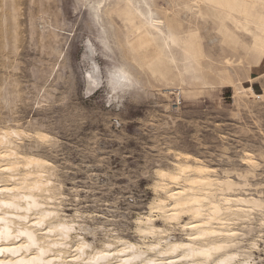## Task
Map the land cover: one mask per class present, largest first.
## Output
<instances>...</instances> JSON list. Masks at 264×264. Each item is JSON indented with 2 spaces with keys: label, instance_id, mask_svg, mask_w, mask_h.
<instances>
[{
  "label": "rangeland",
  "instance_id": "obj_1",
  "mask_svg": "<svg viewBox=\"0 0 264 264\" xmlns=\"http://www.w3.org/2000/svg\"><path fill=\"white\" fill-rule=\"evenodd\" d=\"M263 1L239 12L211 0H0V128L17 132L8 138L19 159L46 161L49 179L42 209L16 221L55 211L36 227L42 242L68 243L51 245L50 256L62 252L53 264L75 261L81 242L89 259L129 242L188 241L191 214L169 225L154 208L163 185H188L160 174L179 163L210 167L214 200L233 206L216 227H234L239 259L264 264ZM27 169L6 171L3 184ZM148 219L168 233L145 239ZM62 221L73 226L66 237L48 232Z\"/></svg>",
  "mask_w": 264,
  "mask_h": 264
},
{
  "label": "bare ground",
  "instance_id": "obj_2",
  "mask_svg": "<svg viewBox=\"0 0 264 264\" xmlns=\"http://www.w3.org/2000/svg\"><path fill=\"white\" fill-rule=\"evenodd\" d=\"M211 1L232 10H239V12L249 4L248 2L246 4L245 0ZM257 26L261 29L262 33L260 32L254 35L255 41L257 47L264 50V24L257 22ZM15 133L17 134L14 130L9 131L0 128V159L3 160L0 163V264H53L55 259L61 257L62 252L50 256L48 253L53 250L51 245L68 243L61 240L46 241L47 239L42 242L41 237L37 234L39 233L37 232V228L39 226L40 229V226L46 223L47 219L49 217L51 218V215L55 211L45 209L41 210L40 213H33L42 209L41 206L43 205L38 199L39 195L37 192L48 191L49 179L44 178L41 170L46 161L37 157H24L19 159L18 152L11 147L12 141L8 138L9 135ZM22 166L25 169L26 167L31 168V166H34V169H27L23 176L19 178L14 175L10 176L12 180L19 181L18 184H3V182L7 181L4 177L6 171L11 170L14 173V171H17ZM178 170V173H175L177 171L170 173L169 170V172H159L163 178L170 179L172 184L180 185V181L183 179L188 185L185 184L184 188L181 189H178L176 186L169 187L168 185L167 187L166 184L165 186L163 185L166 199L160 200L154 208L161 211V216L169 225L174 224V221L180 223L179 220L184 214H191V221L189 220L186 225H182L183 228H186V226L190 228V232L187 233L188 241L185 240L186 242H183L181 240L179 243L165 240V246L163 247V238L160 237L158 243L146 244L148 246L145 247V250L142 248L144 246H140V248L129 242L124 247L122 246L123 248L120 251H101L89 259L84 258L88 244L81 242L74 256L75 261L64 264H87L86 261L101 262L107 259L108 256L114 255V253L115 255L116 253L118 255L120 254L115 264H246V261L239 259L241 253L232 252L233 249L230 247L232 244L229 245V241L232 238L231 235L235 231L233 229L234 227L232 228L234 231L230 228L220 229L222 225L226 224L225 221L233 220L230 214L233 206L231 207L229 205L231 199L228 196H223L222 202L214 200L213 190L209 189L214 187V180L211 181L210 176H208L210 167H202L199 165L194 167L187 163H179ZM195 170L200 175L196 176V173H194L195 177L188 175V173ZM163 180L160 181L162 182ZM218 184L222 186L223 183L218 182ZM200 192L202 193L199 194ZM168 201H171L169 205H167L169 203ZM205 201L209 202H206L208 206L204 204ZM237 201L242 202L246 201V199L241 197ZM31 211H33L32 214L34 216L32 221L30 220L32 224L29 225V221L25 223L27 221L24 220L25 222L21 225L19 221H16L18 219L28 218L31 216ZM223 214L225 217L222 216ZM235 214L237 215L238 213ZM52 220H49L46 225L54 221ZM148 221L150 220L148 219ZM214 221H216L215 225ZM217 222L221 225L220 227L218 226L219 228L216 227L218 225ZM14 224H18L20 227L17 228V226H13ZM72 228L73 226L71 224L62 221L48 232L58 230L57 235L66 237ZM138 230L145 239L149 238L150 235L165 234L167 232L165 229L156 227L152 221L145 226H140ZM21 236L25 238L19 241L18 238ZM46 243L47 245H45ZM39 247L41 248L40 252L32 251ZM8 253L11 254L8 255ZM241 256L243 257V255ZM80 259L83 260L79 261Z\"/></svg>",
  "mask_w": 264,
  "mask_h": 264
},
{
  "label": "snow or ice",
  "instance_id": "obj_3",
  "mask_svg": "<svg viewBox=\"0 0 264 264\" xmlns=\"http://www.w3.org/2000/svg\"><path fill=\"white\" fill-rule=\"evenodd\" d=\"M93 69H94V66H93Z\"/></svg>",
  "mask_w": 264,
  "mask_h": 264
}]
</instances>
